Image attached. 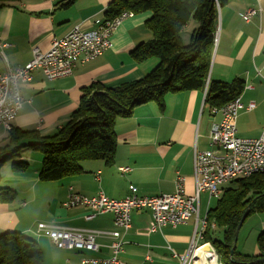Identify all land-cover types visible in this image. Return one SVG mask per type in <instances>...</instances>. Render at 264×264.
Instances as JSON below:
<instances>
[{
  "label": "crops",
  "instance_id": "0c3cea01",
  "mask_svg": "<svg viewBox=\"0 0 264 264\" xmlns=\"http://www.w3.org/2000/svg\"><path fill=\"white\" fill-rule=\"evenodd\" d=\"M112 1L76 0L62 8L63 0H16L0 7V38L11 44L1 50L3 56L0 51V73L6 71L7 64L13 68L25 66L33 58V48L48 51L54 38H63L77 25L85 30L96 28L105 19ZM249 8L260 12L245 20ZM218 11L219 27L209 81L231 83L239 79L245 83L240 95L244 108L238 114L237 134L258 138L264 129V0H230ZM151 17L148 11L122 21L112 36L111 47L95 59L79 61L70 76L49 81L41 71H35L32 80L22 84L24 103L14 127L52 135L78 108L84 87L94 82L118 87L154 70L158 59L138 63L131 56L136 46L153 39L146 27ZM197 26L192 20L182 30L187 31V41L183 39L186 44ZM206 90L169 94L164 111L151 102L137 106L131 117L119 119L115 128L118 146L111 165L104 160L85 161L80 174L43 182L39 178L43 160L40 152L23 148L13 161L5 157L0 164V183L15 190L16 199L12 203L0 202V235L19 232L37 241L45 264H82L84 256L111 257L113 239L109 236L97 238L96 252L64 250L38 232V224L117 230L112 212L88 219L94 213L90 207H67L69 195L74 192L88 197L103 192L109 198L121 200L136 187L141 196L153 197L173 193L181 176L187 195H194L195 152L213 149L210 130L223 118L221 111L214 112L206 103ZM8 134L0 126V148L8 143ZM15 161L28 163L27 171H13ZM122 167L130 170L124 173ZM211 200L203 193L198 217L155 232L150 226L151 210L135 209L131 214L132 227L123 236L119 258L127 264H181L175 255L184 256L190 251L196 231L212 208ZM238 250L244 254V249Z\"/></svg>",
  "mask_w": 264,
  "mask_h": 264
},
{
  "label": "trees",
  "instance_id": "16d2710c",
  "mask_svg": "<svg viewBox=\"0 0 264 264\" xmlns=\"http://www.w3.org/2000/svg\"><path fill=\"white\" fill-rule=\"evenodd\" d=\"M14 1L0 0V7ZM75 1L63 0L60 7H69ZM229 1L113 0L107 7L105 20H112L123 12L152 13L146 27L153 39L136 46L131 56L138 63L156 58L157 67L145 77L118 87L100 82L84 87L78 108L52 135L14 127L8 134V143L0 148V164L5 157L14 159L23 148H30L43 156L40 180L60 181L80 174L85 161L104 160L111 165L118 146L117 121L131 117L137 106L154 102L164 111L167 95L206 88V103L213 108L220 109L239 97L245 88L242 80L209 81L219 27L217 5L223 8ZM192 20L198 26L186 44L182 30ZM12 169L27 171L28 163L15 161ZM231 183L235 186L225 189L216 206L207 212L202 242L214 246L220 264L260 263L257 260L264 258V231L258 237L259 254L255 256L238 250L235 232L246 212L247 218L264 213V171ZM15 199V190L0 183V202L12 203ZM0 264H45V260L37 241L19 232H6L0 235Z\"/></svg>",
  "mask_w": 264,
  "mask_h": 264
},
{
  "label": "built area",
  "instance_id": "2783aa9c",
  "mask_svg": "<svg viewBox=\"0 0 264 264\" xmlns=\"http://www.w3.org/2000/svg\"><path fill=\"white\" fill-rule=\"evenodd\" d=\"M217 8H220L219 4ZM258 12L260 9L249 8L244 15L245 20H250ZM132 16L133 12H123L112 20L104 19L100 25L90 30L77 25L63 38H54L48 51L33 48V58L25 66L13 68L7 64L6 71L0 73V126L5 132L9 133L14 128L16 117L24 103L22 84L30 82L35 71H41L49 81L72 75L79 61L85 62L103 55L111 47L116 29L122 21ZM10 46V43L0 38V51ZM1 55L3 56V51ZM243 108L239 96L224 107L213 109L214 112L221 111L223 118L210 130L213 149L195 152L194 195H187L185 179L181 176L176 180L173 193L153 197L141 196L136 187L121 200L109 198L103 192L91 197L74 192L69 195L65 204L67 207H90L94 213L88 219L99 213L112 212L117 230L107 232L39 223L38 232L47 235L59 249L80 252L99 251L97 238L109 236L113 239V255L109 258L84 256L82 264H127L118 255L123 249L124 233L132 227L131 214L135 209L151 210L153 220L150 226L153 232L166 226L184 225L199 216L203 193H207L210 198L219 199L225 191L220 186L264 170V129L258 138H245L237 134V118ZM120 170L126 173L130 168L122 167ZM204 224L205 219L194 235L190 251L184 256L175 255L181 264H198L199 251L206 250L202 242ZM203 264L210 263L206 260Z\"/></svg>",
  "mask_w": 264,
  "mask_h": 264
},
{
  "label": "rangeland",
  "instance_id": "374dc122",
  "mask_svg": "<svg viewBox=\"0 0 264 264\" xmlns=\"http://www.w3.org/2000/svg\"><path fill=\"white\" fill-rule=\"evenodd\" d=\"M186 34H187V31H185L182 34L183 39L185 41H187L186 40V38H187ZM13 160L14 159H10V161H13ZM233 186H235V183H227V184L220 186V188L228 189V188H232ZM203 196H202V199H203ZM217 201H218L217 198H212L211 207H215L217 204ZM261 228H264V213H255V214H252L251 216H249L245 220V222L242 225L241 230L239 232L238 241H237L238 249H240V250L244 249V254H247L250 256L257 255L256 249H257L258 237L263 232V230H261ZM217 260H218V264H220L219 258ZM253 264H264V262L263 263H256L255 261H253Z\"/></svg>",
  "mask_w": 264,
  "mask_h": 264
},
{
  "label": "bare ground",
  "instance_id": "6f19581e",
  "mask_svg": "<svg viewBox=\"0 0 264 264\" xmlns=\"http://www.w3.org/2000/svg\"><path fill=\"white\" fill-rule=\"evenodd\" d=\"M264 170L262 171H259L260 172H263ZM206 226V221H205V224H204V228ZM202 241H203V231H202ZM206 250L205 249H202L199 251V255H198V258H199V262L198 264H203V262H205L207 260L208 263L210 264H218V260H217V253L215 251V249L211 246L210 243H203Z\"/></svg>",
  "mask_w": 264,
  "mask_h": 264
},
{
  "label": "water",
  "instance_id": "95a60500",
  "mask_svg": "<svg viewBox=\"0 0 264 264\" xmlns=\"http://www.w3.org/2000/svg\"><path fill=\"white\" fill-rule=\"evenodd\" d=\"M247 216H248V212H246V213L243 215L242 219L240 220V222H239V224H238V226H237V229H236V232H235V241H236V242L238 241L239 232H240L241 227H242L244 221L246 220ZM233 252H234V249H232V253H233ZM257 262L263 263V262H264V258H260L259 260H257Z\"/></svg>",
  "mask_w": 264,
  "mask_h": 264
}]
</instances>
